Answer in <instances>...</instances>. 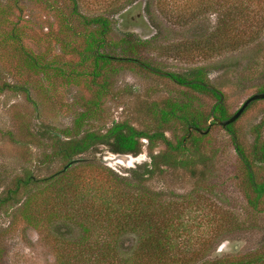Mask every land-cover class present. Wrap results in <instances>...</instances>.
Wrapping results in <instances>:
<instances>
[{"label": "rangeland", "instance_id": "1", "mask_svg": "<svg viewBox=\"0 0 264 264\" xmlns=\"http://www.w3.org/2000/svg\"><path fill=\"white\" fill-rule=\"evenodd\" d=\"M47 1L65 13L69 9L67 0ZM158 1L119 0L113 6L112 0H78V9L87 16L109 17L108 44L98 49L100 53L121 57L122 50L116 43L125 33L132 32L144 43L130 58L138 61L150 58L162 71L208 67L210 82L223 93L227 114L258 92L264 83V58L256 43L206 58L195 51L182 52L181 48L199 40L197 35L204 26L210 27L214 14L198 8L190 12L195 18L189 19L187 8L197 0H178L176 6L185 18H172V6L161 10ZM48 4L36 0H0V193L14 176L24 172L40 179L63 170L80 183L102 182L109 177L104 167L128 173L135 164L149 160L144 141L135 160L101 149L81 154L77 158L84 159L82 164L74 161L64 169L63 161L50 156L53 150L50 134L58 133L61 139L75 136L74 118L91 99L95 86H89L92 60L82 58L87 27L74 19L72 29L66 28L56 7L50 8ZM225 62L231 66L226 67ZM221 63L222 67L218 65ZM103 71L104 77L96 80L105 82V94L94 118L80 126L81 132L103 131L112 121L150 128L154 124L147 107L152 102L189 101L194 107L207 110L215 101L210 95L182 87L133 61L112 62ZM261 122L264 134V99L249 104L234 121L233 129L238 139L249 145L255 136L254 127ZM206 125L209 130L200 146L208 160L204 167H199L196 177L181 168L156 171L144 182L143 190L157 198L158 205L163 204L164 217H173V221L186 226V232L175 234L176 248L197 250L198 260L231 261L250 256L264 245V199L256 211L248 205L230 134L220 125L212 124L211 119ZM182 133L176 122L168 124L166 136L172 141ZM188 135L185 134L184 140ZM162 147L159 143L155 150ZM256 178L264 181V167L256 169ZM33 192L32 203L37 206L54 190L47 184H38ZM158 205L155 213L159 212ZM38 211L39 215L32 217L36 219L34 224L28 223L17 207L0 213V264H58L57 253L69 250L62 241H70L71 235L77 234V224L71 218L47 217V212L43 215V211ZM206 217L230 220L213 232ZM70 226L75 230L69 232ZM56 231H61L65 238ZM125 234V245L131 241L134 245L136 235ZM209 237L211 241L207 240Z\"/></svg>", "mask_w": 264, "mask_h": 264}, {"label": "trees", "instance_id": "2", "mask_svg": "<svg viewBox=\"0 0 264 264\" xmlns=\"http://www.w3.org/2000/svg\"><path fill=\"white\" fill-rule=\"evenodd\" d=\"M36 1H45L48 4L47 0ZM67 1L69 4L67 13L52 3L48 5L50 8L56 7L66 28L72 29L74 19H78L87 27L82 58L92 60V68L88 73L89 86L91 84L95 87L91 99L86 101L84 109L74 118L72 130L75 136L61 139L58 133L50 134L53 137V150L50 156L65 164L76 157L74 161L82 164L84 159L77 158L81 154L105 149L114 156H130L136 159L141 153L144 141L149 160L143 164H135L127 171L128 173H117L104 167L109 177L102 182L91 180L80 183L73 175L69 176L68 172L63 170L40 179H35L31 173L24 172L22 175L14 176L0 193V213L17 207L31 224L36 222L32 217L39 215V209L43 211V215L47 212V217L58 215L71 218L77 224L78 231L77 234L71 235L70 241L69 239L62 241L68 245L69 250L57 253L58 264H262L264 245L250 256L231 261L218 258L198 260L197 250L187 252L176 248L175 234L186 232V226L181 221H173V217H164L163 204L158 205V199L143 190L144 182L156 171L181 168L196 177L199 167L206 165L208 156L200 146L209 130L206 123L211 119V123L216 124L215 119L224 120L231 115L227 114L225 109L223 93L209 80L208 67L194 66L181 72L162 71L150 62V58L141 61L130 58L131 55L137 54V48L144 43L132 32L125 33L116 43L122 50L121 57L100 53L98 49L108 44L107 37L111 29L109 17L102 14L87 16L79 11L78 0ZM118 2L119 0H112L111 4L115 6ZM177 2L178 0H159L157 3L161 10L170 4L171 17L183 20L185 15L178 11ZM198 8L213 13V21L210 27L204 26L202 33L197 35L198 42L184 46L181 48L182 52L195 51L206 58L256 43L258 52L264 58V0H197L187 8L189 19L195 18L190 12ZM130 61L189 90L210 95L215 101L207 110L194 107L189 101L165 99L161 102H152L150 107H147L154 124L150 128L141 129L128 122L112 121L103 131L81 132L80 126L88 119L94 118L105 94V82L97 81V77H104L103 70L112 62ZM224 64L226 67L231 66L226 62ZM218 65L222 67L223 63ZM258 92H264V83L258 87ZM170 122H176L183 131L182 135L173 141L166 136ZM233 123L234 121L221 127L230 134L239 162L244 196L248 205L256 211L264 199V181H258L256 178V169L264 167V134L261 131L263 123L254 127L255 136L249 145H244L238 139ZM189 127L191 132L188 130ZM205 129H208L206 133L200 132ZM185 134H189V137L184 140ZM159 143L163 147L156 151ZM38 184L53 187L54 193L44 196L42 203L33 206L35 195L33 190ZM124 189L135 192V195H128L129 192H123ZM85 200L88 205L84 203ZM156 205L159 209L157 213L154 211L157 209ZM206 218L213 232L215 227L227 225L229 219ZM72 228L73 226L69 227V232L75 230ZM56 232L62 234L61 231ZM127 232L136 235L134 245L132 241L125 245L123 236ZM61 237L65 238L64 234ZM211 239L209 237L207 240ZM204 244L200 243L201 246Z\"/></svg>", "mask_w": 264, "mask_h": 264}, {"label": "water", "instance_id": "3", "mask_svg": "<svg viewBox=\"0 0 264 264\" xmlns=\"http://www.w3.org/2000/svg\"><path fill=\"white\" fill-rule=\"evenodd\" d=\"M258 99H264V92H256V93H253L251 94L250 96H248L243 102L242 104L240 105V107L234 111L228 118L224 119V120H220V119H215V123L224 127L226 126L227 124L235 121L239 115L243 112V110L247 107V105L251 102V101H254V100H258ZM188 130L190 131L191 130V127L188 128ZM208 129H205L203 131H200L201 133H206ZM125 158H130V156H124V159ZM75 160V159H74ZM74 160H71L69 161L68 163H66L64 165V169L69 166L72 162H74Z\"/></svg>", "mask_w": 264, "mask_h": 264}, {"label": "flooded vegetation", "instance_id": "4", "mask_svg": "<svg viewBox=\"0 0 264 264\" xmlns=\"http://www.w3.org/2000/svg\"><path fill=\"white\" fill-rule=\"evenodd\" d=\"M135 160V159H134Z\"/></svg>", "mask_w": 264, "mask_h": 264}]
</instances>
